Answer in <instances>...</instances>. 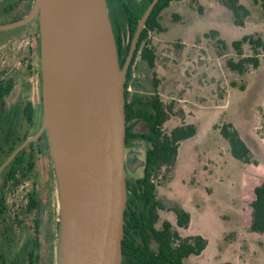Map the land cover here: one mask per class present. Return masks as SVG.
I'll return each mask as SVG.
<instances>
[{"label": "rangeland", "instance_id": "1", "mask_svg": "<svg viewBox=\"0 0 264 264\" xmlns=\"http://www.w3.org/2000/svg\"><path fill=\"white\" fill-rule=\"evenodd\" d=\"M239 1L250 10L244 24L235 22L232 10L223 0L172 1L160 16L163 31H151L149 35L157 54L156 67L151 69L138 55L133 77L142 86L130 84L131 93L148 94L153 90L156 71L161 80L159 91L166 105L171 106L164 130L169 132L188 123L198 127L195 136L181 142L169 178L157 189L165 208L179 205L192 214L189 227L182 229L181 234L197 232L208 240L203 253L189 258L186 264H264V232L250 228L254 189L264 180V47L258 48L257 68L241 73L227 64L229 58L240 57L231 45L234 40L247 34L264 37V5L263 0ZM19 16L0 15V24ZM34 29H39L36 19L0 30V41L17 35L2 50L5 64H18L20 73L27 64ZM213 29L218 30L217 35L210 34ZM219 39L225 41L226 47ZM10 51L14 55L8 54ZM253 53L250 45L244 44V54ZM36 63L41 70L39 52ZM36 84L35 81L34 89ZM224 123H232L238 129L252 150V162L232 155L230 143L220 130ZM128 146L146 151L150 145L136 140ZM38 172L36 177L43 179L42 165ZM52 174L57 209L54 162ZM31 187L30 180L17 188L9 197L10 204L23 207Z\"/></svg>", "mask_w": 264, "mask_h": 264}, {"label": "water", "instance_id": "2", "mask_svg": "<svg viewBox=\"0 0 264 264\" xmlns=\"http://www.w3.org/2000/svg\"><path fill=\"white\" fill-rule=\"evenodd\" d=\"M120 64L107 0H34L22 19L39 20L43 115L38 131L0 165L46 131L56 174V264H122L127 178L144 176L147 150L126 143L125 82L140 29ZM142 131V132H146Z\"/></svg>", "mask_w": 264, "mask_h": 264}, {"label": "flooded vegetation", "instance_id": "3", "mask_svg": "<svg viewBox=\"0 0 264 264\" xmlns=\"http://www.w3.org/2000/svg\"><path fill=\"white\" fill-rule=\"evenodd\" d=\"M107 1L116 42H120L122 49H130L138 31L140 20L153 0ZM33 2L34 0H0V15H20L10 19V22L22 19L30 12ZM158 2L159 0L156 4ZM154 7L144 26L140 29L136 48L146 24L153 14ZM35 19L38 20V17L33 20ZM31 32L32 44L28 48L27 64L21 71L22 73L19 72L18 64H5L3 58L5 53L2 48L5 43L7 41L11 43L12 38H16L17 35L9 36L6 40L0 41L1 155L4 149L5 134L12 138H19L16 149L26 138L38 131L42 121V79L41 70L36 63L37 52L40 54L39 29H34ZM8 54L14 55V52L10 51ZM35 81L37 84L34 89ZM9 85L11 88L5 93L6 87ZM17 85H20L19 90L13 96ZM28 115H33L34 120H28ZM132 120L134 121L130 123V126L137 134L150 132L149 125L145 120L138 118ZM144 127L146 132H142ZM136 140L143 141L144 145L149 143L151 146V143L142 137L130 140V145ZM31 144L33 147L28 148V151L31 152L34 149V156L22 158L23 163L21 165L12 167V169L17 170L15 173L4 172L16 156L4 168L1 175L0 264H56L58 212L54 204L53 162L50 158V145L46 131H43L38 139L26 147ZM6 159L2 160L0 165ZM40 165L45 171L43 179L36 177ZM30 180L32 187L26 193L23 207L17 208L10 204L9 197L15 194L17 188L23 187ZM31 196L34 199H31ZM34 200L35 203H33ZM148 215L153 219L144 220L140 222L141 225L139 226H132L135 223L133 221L128 222L126 235L129 243L122 264H181L182 237L202 235L197 232L185 236L181 234L182 229L189 227L192 214L186 227L180 225L178 215L173 208H156L154 215L150 213ZM191 243L194 242L191 240ZM206 247L199 254L193 252L183 258V264H186L191 257L200 256Z\"/></svg>", "mask_w": 264, "mask_h": 264}, {"label": "trees", "instance_id": "4", "mask_svg": "<svg viewBox=\"0 0 264 264\" xmlns=\"http://www.w3.org/2000/svg\"><path fill=\"white\" fill-rule=\"evenodd\" d=\"M172 1L175 0H159L155 5L153 14L139 39L125 82V113L127 122L131 121L133 118H138L145 120L150 128L149 133L137 134L132 129V126L128 124L126 127V143L128 144L130 140L134 138L142 137L146 138L151 143V146L147 149V163L144 176L136 179L127 178L128 200L125 210L124 237L122 241L123 257L126 255V247L129 243L126 235L128 222L133 221L135 223L132 224V226H139L141 225L140 222L153 219L148 217V213L154 215L156 208H165V204L157 196L158 185L169 178L168 174L173 170L176 164L181 142L195 136L198 132V127L194 123L178 125L169 132L164 130L163 125L169 119V110L171 106L166 105L162 98V94L159 91L161 80L157 76L156 71H153V90L150 91V93L144 94L138 91L131 93L128 89L131 83L137 86V88L142 86L141 82H139L140 80L134 79L133 77L134 65L138 55L147 62L151 69L156 67L157 54L155 48L150 44L149 32L163 31L160 16L162 11L167 8ZM223 3L232 10L235 22L244 24V19L250 14L249 8L239 0H223ZM210 34L217 35L218 30L213 29L210 31ZM219 41L223 43V47H226V43L223 39H219ZM246 43L250 45L254 52L253 54H244V44ZM231 45L240 56L238 60L234 58L228 59L227 64L232 70H238L244 73L251 68H257L259 66L260 55L258 48L264 47V37L247 34L241 39L234 40ZM117 46L120 64L123 65L130 49H122L120 42L117 43ZM232 85H236V82H232ZM242 87L244 88V85H242ZM10 88L11 85L7 86L5 93H7ZM27 119L33 121L34 116L28 115ZM220 130L230 143L232 155L244 162H252V150L244 141L238 129L232 123H224L220 126ZM18 140L19 138H12L5 134L4 149L3 154H0V162L13 152ZM32 147L33 144L23 149L4 172L15 173L17 170L12 169V167L21 165L23 163L21 161L22 158L33 157L34 149L31 152L28 151V148ZM254 194V199L251 203L253 208V219L250 228L253 231L264 232V180L255 187ZM31 197V199H34L33 196ZM33 203H35V200ZM171 208L176 211L180 225L186 227L191 219L190 212L179 205H174ZM191 240L194 242L193 244ZM207 242V239L202 235L182 237L181 264H183V258L187 257L190 253H201L206 247Z\"/></svg>", "mask_w": 264, "mask_h": 264}, {"label": "built area", "instance_id": "5", "mask_svg": "<svg viewBox=\"0 0 264 264\" xmlns=\"http://www.w3.org/2000/svg\"><path fill=\"white\" fill-rule=\"evenodd\" d=\"M128 89H129V91H130V89H131V88H130V86H129V88H128Z\"/></svg>", "mask_w": 264, "mask_h": 264}, {"label": "crops", "instance_id": "6", "mask_svg": "<svg viewBox=\"0 0 264 264\" xmlns=\"http://www.w3.org/2000/svg\"><path fill=\"white\" fill-rule=\"evenodd\" d=\"M161 93V92H160Z\"/></svg>", "mask_w": 264, "mask_h": 264}]
</instances>
